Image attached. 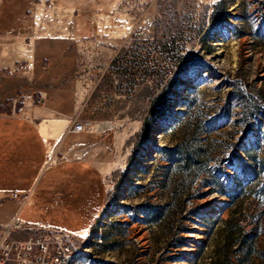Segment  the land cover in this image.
Wrapping results in <instances>:
<instances>
[{"label": "rangeland", "instance_id": "374dc122", "mask_svg": "<svg viewBox=\"0 0 264 264\" xmlns=\"http://www.w3.org/2000/svg\"><path fill=\"white\" fill-rule=\"evenodd\" d=\"M132 6L79 63L86 121L121 147L73 263L264 264V0Z\"/></svg>", "mask_w": 264, "mask_h": 264}, {"label": "crops", "instance_id": "0c3cea01", "mask_svg": "<svg viewBox=\"0 0 264 264\" xmlns=\"http://www.w3.org/2000/svg\"><path fill=\"white\" fill-rule=\"evenodd\" d=\"M139 1L0 0V227L84 236L100 217L121 142L72 132L87 120L79 63L93 38L133 26Z\"/></svg>", "mask_w": 264, "mask_h": 264}, {"label": "built area", "instance_id": "2783aa9c", "mask_svg": "<svg viewBox=\"0 0 264 264\" xmlns=\"http://www.w3.org/2000/svg\"><path fill=\"white\" fill-rule=\"evenodd\" d=\"M22 108L18 109V113ZM103 123L76 120L72 132L75 134H100L111 130L102 128ZM21 194L16 192L14 198ZM30 232L25 240L12 239V234ZM0 241V264H74L75 238L65 229L51 225L30 226L15 219L9 228H3Z\"/></svg>", "mask_w": 264, "mask_h": 264}, {"label": "trees", "instance_id": "16d2710c", "mask_svg": "<svg viewBox=\"0 0 264 264\" xmlns=\"http://www.w3.org/2000/svg\"><path fill=\"white\" fill-rule=\"evenodd\" d=\"M192 158L191 157H186L185 158V164L186 165H189V162H190V160H191ZM245 166H247V165H245ZM247 171V170H246ZM257 175H258V172H257V170H256V168L255 167H250L249 168V170H248V175H247V178H250L249 180H253V178H257ZM253 177V178H252ZM249 180L247 179V183L249 182Z\"/></svg>", "mask_w": 264, "mask_h": 264}]
</instances>
